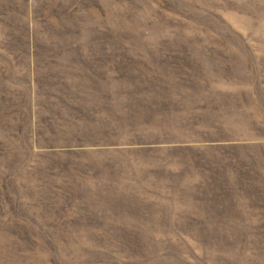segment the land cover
Listing matches in <instances>:
<instances>
[{
    "label": "rangeland",
    "instance_id": "obj_1",
    "mask_svg": "<svg viewBox=\"0 0 264 264\" xmlns=\"http://www.w3.org/2000/svg\"><path fill=\"white\" fill-rule=\"evenodd\" d=\"M260 249L264 0H0V264Z\"/></svg>",
    "mask_w": 264,
    "mask_h": 264
},
{
    "label": "crops",
    "instance_id": "obj_2",
    "mask_svg": "<svg viewBox=\"0 0 264 264\" xmlns=\"http://www.w3.org/2000/svg\"><path fill=\"white\" fill-rule=\"evenodd\" d=\"M219 251V250H218ZM220 255L230 259L217 260L222 264H264V250H222ZM245 257V258H243ZM240 258V259H238ZM243 258V259H242ZM220 262V264H221Z\"/></svg>",
    "mask_w": 264,
    "mask_h": 264
}]
</instances>
